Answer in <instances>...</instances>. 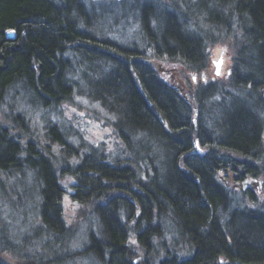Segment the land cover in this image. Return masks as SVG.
Returning <instances> with one entry per match:
<instances>
[{"label": "trees", "instance_id": "trees-1", "mask_svg": "<svg viewBox=\"0 0 264 264\" xmlns=\"http://www.w3.org/2000/svg\"><path fill=\"white\" fill-rule=\"evenodd\" d=\"M70 1L75 0H0V104L7 99L10 88L20 89L24 85L34 90L35 99L49 109H40L43 111L40 115L45 116V111L57 109L66 100L75 101L81 97L86 101L95 100L93 88L97 87L91 83L101 82V78H91L94 65L110 66L109 70L112 61L128 67L131 61L128 53L132 48L125 43L118 46L108 35L100 36L99 33L104 32H100L96 22L92 23L85 14L67 7ZM118 2L119 8H127L131 19L139 26L147 27V12H155L154 21L149 25L153 39H157L162 49L154 47L158 55L153 57L160 60L159 54L166 52L170 56L169 62L179 63L180 72L183 66L189 102L175 98L173 93L177 90L170 80L161 77L157 66L145 60L139 64L143 71L139 68H131L129 72L114 69L119 78L104 80L110 96L117 94L125 101L127 119L139 128L148 129L161 148L168 143L165 138L180 132L181 128L176 125L182 122L183 141L192 146V133L204 150L197 157L196 171L189 169L187 163L182 167L174 164V176L161 187L152 185L171 207L163 209L164 213H155V217L171 216L174 225L171 241L152 238L140 246L145 256L143 260H150V264H170L171 261L173 264H224L219 262L222 255L224 260L232 263L264 264V198L259 202L254 193L239 195L234 190L228 193L219 188V180L210 177L211 170L218 167L223 170V176L231 177L232 174L235 180L246 174L244 171L237 173L236 168H245L247 175L253 178H264V158L261 156L264 154V0H143L144 6L148 4L154 8L152 10L145 9L139 0ZM9 30L13 31L14 39L7 36ZM198 35L203 37L201 44L197 41ZM220 44L227 46L226 65L230 73L227 77L211 79L210 50ZM108 46L113 48L107 50ZM135 47L139 49L137 45ZM201 71L207 74V80L194 85L191 77ZM151 77L157 83H152ZM66 84H71V88ZM84 91L94 99L81 96ZM44 97L49 100L44 101ZM193 112L198 119L195 130L190 123ZM157 113L169 122L170 132L159 122ZM208 125L217 130L213 137L223 139L220 150L211 152L206 148L208 143L202 134ZM114 128L118 140L126 142L118 145L116 141L112 146L125 156L117 157L116 152L110 154L102 142L86 145L89 153H105L118 166L127 162L147 167L145 161L138 159L124 124L117 123ZM185 131L190 132L186 134ZM9 133L0 125L1 168L17 162L15 155L20 148V138L15 136V139ZM27 136L32 139L33 134L27 133ZM77 136L79 133L74 130L72 135L67 132V138L63 135L60 140ZM33 152L25 147L21 153L25 163L43 182L40 195L36 196L38 204L44 205V217L56 227L53 232L58 234L60 224L56 216L62 183L53 177L46 160ZM256 153H260L261 158L253 156ZM207 162L212 165L207 166ZM70 167L75 177L81 179L78 184L82 189L98 184L100 179L110 185L109 177L114 175L110 171L112 167L107 165L96 167V176L91 177L81 174L77 164L70 163ZM161 167L169 169L172 166L162 163ZM152 198L154 196H149ZM19 201L29 204L25 199ZM138 208L149 211L146 204ZM217 210L222 211L221 217L215 214ZM219 219L223 220L221 225L217 223ZM119 228L108 226L107 220L106 231L101 229L100 234L109 240V254L96 252L95 256L80 257L87 259L84 261L89 264H132L123 259L129 252L123 256L128 249ZM140 234L145 241L147 234ZM182 237H186L192 246L178 244ZM153 239L158 248L152 253L146 246ZM130 246L134 248L133 244Z\"/></svg>", "mask_w": 264, "mask_h": 264}, {"label": "bare ground", "instance_id": "bare-ground-1", "mask_svg": "<svg viewBox=\"0 0 264 264\" xmlns=\"http://www.w3.org/2000/svg\"><path fill=\"white\" fill-rule=\"evenodd\" d=\"M120 1V0H118ZM117 0H75L67 3V7L75 9L81 14L92 21V23L102 22L107 25V28L116 26L118 28L124 26L128 29L124 35L116 34L111 37V41L114 39L115 42H120L118 46L127 44V47H131L132 51L128 53V58L131 61L128 63V67H124L119 63H110V66L100 65L93 66L91 73L92 79H100L101 82H92L95 87L93 88V94L95 100L85 101L91 103V105H98L102 112L105 114L107 123L106 126L111 129L118 140L116 130L114 126L117 123H123L125 130L128 134V140L133 141V146L137 152L138 159L145 161L147 167H139L131 165L130 163L123 162L120 166L113 163L107 158L102 152H91L86 149V145L95 143L94 140L85 138L82 134L81 126L73 127L64 121L65 118H61V122L55 123L53 119L49 118L48 115L56 113L62 115V112H58L59 109L53 111H45V116L38 114V118L42 122L43 134L39 135L35 132L36 125L34 124L31 116V112L22 109L23 107H15L10 104L8 108L4 107L5 100L0 104V125L4 126L13 137L20 138V148L16 152V163L9 164L3 168L0 167V264H16L18 259H23L24 264H83L85 256L96 252H102V254H109V240L101 233V229L106 231L107 220L108 226L114 225L119 228L123 236V242L128 250L124 251L123 256L128 253V256L123 257L125 263L132 264H150V260H143L145 256L142 248L147 244V240L157 238L159 241L164 239L166 242L171 241L170 237L173 233L172 227L174 225L173 218L166 214H163L164 219H158L155 217V213H164L163 209L166 210L170 207L164 198L157 194V191L153 189L152 185L162 186L163 183L170 177L176 174L173 168L174 164L178 167H182L185 163L188 164L189 169L197 170L198 156L204 153L199 143L196 140V136L191 133L190 139L193 140L192 146L185 143L182 139V122H178L176 127H180V132L171 133L165 140L168 142L167 145L161 148L158 145L157 140L154 139L152 133L146 128H139L138 125H133L127 119L128 107L124 100H122L117 94L110 96L111 93L107 90L109 88L107 83H104L106 78L110 80H117L119 77L114 74V69L122 71H130L131 68L137 70L139 64L145 60V62H152L157 66L158 72L161 77H166L170 80L171 85L176 88L177 92L173 93V96L177 99H181L185 102H189V96L187 92L186 80H183V73L186 74V70L182 66V73L177 71H170L166 69V66H175L179 63L169 62V53L161 52L162 59L158 60L156 57L158 53H155L154 47L162 49L157 39L154 38L153 31L149 25L150 21H154L153 16L155 12H147L149 14L148 26H139L125 9L119 8V2ZM143 7L145 3L143 0H139ZM138 3V4H139ZM150 10L154 9L148 4ZM145 7V9H146ZM117 10V11H116ZM108 11V12H107ZM178 14V12H176ZM117 15L118 20L113 21L112 17ZM112 21V22H111ZM101 22V24H102ZM11 31V30H9ZM102 32V31H100ZM182 32V31H181ZM145 33L147 35H145ZM116 37V38H115ZM14 39V33L13 38ZM198 43H203V37L197 36ZM139 49H136V46ZM141 45V46H140ZM143 46H146L143 47ZM221 46V51H227L225 44ZM216 46V48L218 47ZM113 47L108 46L107 50H111ZM111 54V53H109ZM153 55H156L153 57ZM122 61V60H121ZM179 68V67H177ZM142 70V69H141ZM143 71V70H142ZM213 68L211 67V73L213 74ZM204 73L201 71L200 74ZM200 75L198 73H194ZM152 83H157L154 77L150 79ZM199 81L203 82L200 77H191V83L196 85ZM182 83V84H181ZM68 87L71 88V84ZM107 88V89H106ZM117 93V92H116ZM81 96H85L90 99H94L93 96L84 91L81 92ZM34 90L31 88L21 85L19 88H10L7 92V98L18 101L17 104L25 103L26 107H31L33 110L37 108L47 109L42 102H38L35 99ZM119 95H122L119 92ZM80 99H83L81 97ZM44 101L49 100L48 98L43 99ZM70 103L71 100L63 101L62 103ZM60 103V104H62ZM17 108V109H13ZM31 110V109H30ZM36 111V110H35ZM43 111H41L42 113ZM159 122L162 124L166 131L170 132L169 122H167L159 113ZM63 117V116H61ZM12 121V122H11ZM198 122L197 115L193 112L190 123L195 130V126ZM52 128H49V127ZM205 131L202 134L207 141V149L213 152L217 150L222 144V138H215L213 135L217 133V130L208 125L205 126ZM178 129V128H177ZM78 131L79 136L76 138L69 137L66 141H61L62 136L67 138V132L70 135L73 132ZM156 130V129H155ZM157 131V130H156ZM159 132V131H157ZM190 131H185L189 134ZM9 133V134H10ZM27 133H32V139H28ZM16 136V137H15ZM213 137V138H212ZM212 138V139H211ZM119 142H126L124 139H119ZM30 151L34 150V154L39 155L46 160L50 169L52 170L53 177L60 183H62V196L61 200L57 205V221L60 224L59 232L56 234L53 230L56 227L51 224L44 217V205L38 204L36 196L40 195L39 192L42 190L43 182L35 174V170L26 164V159L22 155L23 149ZM110 154L116 152L117 157L125 156L122 151H117L115 146L108 147ZM220 150V148H219ZM215 154V153H214ZM257 158L260 157V153L253 154ZM264 158V154H261ZM40 160V158H39ZM214 160V157H212ZM210 162V161H209ZM70 163L77 164L81 168V174H86L87 177L96 176L95 168L104 167L105 165L112 167L110 171L114 173L113 177H109L111 181L110 185L100 179L98 184L92 185L90 188L79 185V176L75 177L71 170ZM162 163L172 166L167 169L161 167ZM207 166L212 165L205 163ZM50 170V171H51ZM237 173H244L239 179L235 180V177L231 174V177L223 176V170L215 167L210 172V177L216 181H220L221 187L228 193L230 190H237L239 195H245L249 193H255L254 189L248 190L241 186L242 182L250 181L252 176L247 175L248 172L245 168L234 169ZM234 172V173H236ZM80 174V173H79ZM262 178V176H261ZM54 179L55 184L57 181ZM260 179V178H258ZM264 178H262L263 180ZM81 180V179H80ZM83 180V179H82ZM264 181V180H263ZM79 183V184H78ZM250 186V185H248ZM78 189V190H77ZM250 191V192H249ZM250 195V194H249ZM80 196V197H79ZM149 196L154 198L149 199ZM39 198V197H38ZM20 199H25L26 203L33 205L34 209L26 212L29 204H24ZM261 202L262 200H258ZM65 202H69L73 207H77L75 215L68 216L65 214ZM146 204L149 211H141L139 206ZM235 205V202H233ZM19 207H25L23 210V225L17 227H7V230H2V223L8 221L9 211H17ZM171 208V207H170ZM2 213L6 216L2 218ZM215 214L218 217L222 216V211L217 210ZM4 217V216H3ZM75 218L74 220L72 218ZM5 219V220H4ZM4 220V221H3ZM223 220L219 219L218 224ZM221 225V224H220ZM123 226L126 228H123ZM147 233H145V232ZM139 232V233H135ZM88 233L90 238H88ZM144 233L147 234L144 241ZM137 236V237H136ZM185 238V242L183 239ZM130 239V241H129ZM155 239L152 240L146 246V250L149 252H155L154 248H158ZM187 244L192 246L191 242L187 241L186 237L178 242L182 245ZM134 245V248L130 246ZM80 246V247H79ZM130 246V249H129ZM132 250V251H131ZM161 254L160 251H158ZM26 257V258H25ZM25 258V259H24ZM224 256L220 255L219 262L224 264H240L232 263L228 260L223 259ZM91 260L90 257H88ZM38 262V263H37ZM169 263V262H168ZM173 264V261L170 262Z\"/></svg>", "mask_w": 264, "mask_h": 264}, {"label": "rangeland", "instance_id": "rangeland-1", "mask_svg": "<svg viewBox=\"0 0 264 264\" xmlns=\"http://www.w3.org/2000/svg\"><path fill=\"white\" fill-rule=\"evenodd\" d=\"M124 9L127 11V8H124ZM128 14L130 16V13ZM112 19L114 22H116L118 20V16L115 15L112 17ZM100 21L102 22V20ZM101 22L97 23L99 29L104 32L102 34L99 33L100 36H105V35H108V36L115 35L116 36V34H118L119 32L120 34L126 36L124 34L125 32L128 31L126 27L118 26L117 28L116 26H111L107 28L106 23L104 24L102 22L101 24ZM114 40L116 41L120 39H114ZM115 43L120 44V42H115ZM125 46H127V44H125ZM221 48H222L221 46L220 47L218 46L217 48H213L212 50H210V58H214V59L218 58L219 53L222 50ZM223 54L224 56H226L227 51H223ZM225 68H226V65H225ZM166 69H170V71L172 69V71L174 72L178 70L177 67L175 66L172 67L171 65L166 66ZM12 102L15 105V107H23L22 109H24L25 111L29 109V111L31 112L32 120L34 124L36 125L35 132L38 133L39 135L43 134L44 130L42 128V122L38 118V114H40L41 111H39L37 108H34L36 111L33 110L32 106L26 107L25 103L23 102L21 104H17L18 101H14L8 98L5 100L4 107L8 108L10 104H12ZM13 109H17V108H13ZM57 109H59L58 112L59 111L62 112V115H59V114L57 115L56 113H51L48 115V117L53 119L55 123H57L58 121L61 122V118H65L64 121L68 124H71V125L73 124L72 126L75 128L78 127V125H80L82 127L81 130L83 131L82 135L85 138H88L90 140L93 139L94 142H102L107 147L112 146L114 142L118 141L117 139H115V136L112 133L111 129L108 127V125L106 126L107 120H106V117L104 116L105 114L102 112V110L99 108L98 105H91V103L86 102L84 99L77 98L75 101L71 100L70 103L68 102L62 103L61 106H59ZM1 187L2 186L0 185V188ZM252 187L254 188L255 193H257L258 200H262L264 198V190H262V188L264 187V183H262V186H260L259 189L254 187V185ZM26 206H27L26 212L34 209L33 205L31 204L26 205ZM24 209L25 207H19L17 211H13V210L9 211L7 215L9 219L8 221L4 219L5 222L2 223L4 226H2L1 229L6 231L7 227H13V226L19 227L23 225V219H24L23 210ZM64 210H65L66 215L74 216L75 212L77 211V207H73V205L69 204V202H65ZM1 217L5 218L6 216L2 213ZM72 219L74 220L75 218L73 217ZM13 262L16 264H24L25 261H23V259H18L16 260V262L15 261ZM83 264H89V262L85 261L83 262Z\"/></svg>", "mask_w": 264, "mask_h": 264}, {"label": "water", "instance_id": "water-1", "mask_svg": "<svg viewBox=\"0 0 264 264\" xmlns=\"http://www.w3.org/2000/svg\"><path fill=\"white\" fill-rule=\"evenodd\" d=\"M7 36L11 39L13 38V31H7ZM223 63H224V59H223V51L220 53L219 57L217 59H213L212 60V65L214 67V76H221V72H222V69H223ZM230 71L227 70V73H229ZM196 75L193 76V78H195ZM201 78L202 80H205V75L204 74H201ZM252 179L250 181H244L242 182L241 186L243 188L247 187L248 185H251L252 183ZM257 185H259V182H257Z\"/></svg>", "mask_w": 264, "mask_h": 264}]
</instances>
